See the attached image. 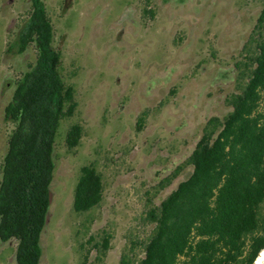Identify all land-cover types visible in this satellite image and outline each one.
Instances as JSON below:
<instances>
[{
	"label": "rangeland",
	"instance_id": "obj_1",
	"mask_svg": "<svg viewBox=\"0 0 264 264\" xmlns=\"http://www.w3.org/2000/svg\"><path fill=\"white\" fill-rule=\"evenodd\" d=\"M43 1L62 74L78 105L55 137L40 264H120L124 252L140 258L154 227L147 210L192 167L185 165L164 188L160 183L191 154L207 119L231 110L226 98L236 90L234 62L263 1L151 0L153 18L142 13L145 0ZM29 7L30 0H0V163L12 127L4 107L15 80L36 56L34 45L16 52ZM73 123L83 132L70 150L65 135ZM91 163L101 174L103 198L79 214L73 209L74 187L81 166ZM106 233L110 247L98 261L92 246ZM15 247L14 240L0 241V264H17Z\"/></svg>",
	"mask_w": 264,
	"mask_h": 264
},
{
	"label": "trees",
	"instance_id": "obj_2",
	"mask_svg": "<svg viewBox=\"0 0 264 264\" xmlns=\"http://www.w3.org/2000/svg\"><path fill=\"white\" fill-rule=\"evenodd\" d=\"M256 22L234 62L236 90L226 98L231 110L207 119L185 162L160 183L164 188L185 165L189 176L178 183L146 220L154 225L143 256L124 252L120 264H254L264 250V0ZM151 0L142 13L153 18ZM54 28L43 0H30L18 28L16 52L34 45L35 61L14 82L4 120L11 124L0 163V241H16L17 264H40L41 235L50 206L55 168V137L64 118L77 108L75 89L62 74ZM140 113L137 127L145 122ZM73 123L65 135L68 149L82 137ZM103 198V181L94 164L81 166L73 209L85 214ZM111 234L95 242L103 261ZM94 240L89 237V242ZM135 245V243H133ZM134 247L130 250L133 251ZM91 249L84 254L87 261Z\"/></svg>",
	"mask_w": 264,
	"mask_h": 264
},
{
	"label": "bare ground",
	"instance_id": "obj_3",
	"mask_svg": "<svg viewBox=\"0 0 264 264\" xmlns=\"http://www.w3.org/2000/svg\"><path fill=\"white\" fill-rule=\"evenodd\" d=\"M254 264H264V250H262Z\"/></svg>",
	"mask_w": 264,
	"mask_h": 264
},
{
	"label": "water",
	"instance_id": "obj_4",
	"mask_svg": "<svg viewBox=\"0 0 264 264\" xmlns=\"http://www.w3.org/2000/svg\"><path fill=\"white\" fill-rule=\"evenodd\" d=\"M256 260V259H255Z\"/></svg>",
	"mask_w": 264,
	"mask_h": 264
}]
</instances>
